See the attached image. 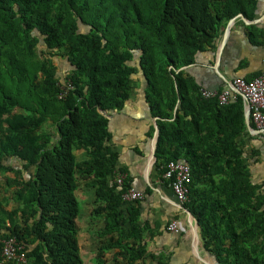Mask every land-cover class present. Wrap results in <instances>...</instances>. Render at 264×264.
Returning <instances> with one entry per match:
<instances>
[{"label":"trees","instance_id":"trees-1","mask_svg":"<svg viewBox=\"0 0 264 264\" xmlns=\"http://www.w3.org/2000/svg\"><path fill=\"white\" fill-rule=\"evenodd\" d=\"M255 11L257 0H0V174H27L0 181V193L13 187L14 201L0 194V237L24 245L25 264H83L75 195L82 181L94 196L95 264H145L140 200L122 199L131 178L116 170L118 153L107 143L108 115L138 88L155 118L158 177L169 185V161L191 167L182 208L197 220L204 247L219 264H264V180L252 183L243 156V99L203 97L184 69L199 53L215 54L231 18ZM246 34L263 44V30L249 25ZM54 56L68 63L62 78ZM18 86L36 95L22 102L12 95ZM250 137L258 159L264 134ZM75 150L86 157L77 160Z\"/></svg>","mask_w":264,"mask_h":264},{"label":"crops","instance_id":"crops-1","mask_svg":"<svg viewBox=\"0 0 264 264\" xmlns=\"http://www.w3.org/2000/svg\"><path fill=\"white\" fill-rule=\"evenodd\" d=\"M229 21L217 41L215 54L209 51L199 53L195 63L184 68L202 88L220 90L227 87L234 76L255 77L263 68L264 36L261 39L263 44L253 45L246 34V27L254 25L264 32V0H257V11L253 19L240 12L231 18L230 23ZM227 27V34L224 36ZM108 117L111 136L107 143L118 153L116 170L124 169L131 178V187L143 191L145 195L139 203L138 219L149 253L145 264H219L214 255L204 247L197 220L182 208L170 186L157 175L154 167L157 128L155 118L151 117L145 102L144 92L139 88L135 89L133 97L125 103L123 109L111 112ZM151 126L154 129L149 135ZM247 131L250 136L256 135L248 129ZM250 136L243 137V156L247 161L252 183L262 182L264 146L260 147L262 155L257 159L250 150L251 145H256ZM74 154L77 160L86 157L84 150H75ZM146 188L149 189L148 193L145 192ZM89 192L93 191L83 181L80 182L75 190L77 200H85ZM124 209L128 214L129 204H125ZM80 220L78 222L77 217L78 244L83 264L89 263L90 259V264H95V223L90 220L85 224L83 217ZM172 220H176L180 226L178 233L167 230V225Z\"/></svg>","mask_w":264,"mask_h":264},{"label":"built area","instance_id":"built-area-1","mask_svg":"<svg viewBox=\"0 0 264 264\" xmlns=\"http://www.w3.org/2000/svg\"><path fill=\"white\" fill-rule=\"evenodd\" d=\"M64 91L59 94V98L64 96ZM200 93L203 97H216L219 104L224 105L236 99L240 95L244 102V107L249 110L250 121L255 128L264 134V65L259 75L246 81L242 77L233 78L229 85L222 90H210L202 88ZM124 174L116 177V183L122 184ZM163 178L169 180V186L177 200L182 206L188 200L189 184L191 182V167L184 161H169L165 167ZM144 192L130 187L122 193V199L126 202L142 200ZM167 230L178 233L180 226L176 220H172L167 225ZM16 262L26 263V251L23 244L14 237H0V264Z\"/></svg>","mask_w":264,"mask_h":264},{"label":"rangeland","instance_id":"rangeland-1","mask_svg":"<svg viewBox=\"0 0 264 264\" xmlns=\"http://www.w3.org/2000/svg\"><path fill=\"white\" fill-rule=\"evenodd\" d=\"M38 50L41 51V54H42L43 57L47 56L46 53H45V48L40 42L38 43ZM51 59H52V61L54 62L55 66H56V69H57L59 77H61V78L64 77V75L69 70V66H68V63L66 62V59L62 58V57H58V56L51 57ZM13 92L14 93L12 95L14 96V98L17 97V99H19L22 102H26V103H27V101H31V98H33V96L36 95L35 94L36 90H34V88L31 91H29L26 86H18L17 89L15 88L13 90ZM12 110L13 111H22V109L17 107V106H13ZM14 166L15 167H22V163L21 162H16L14 164ZM5 175H8L10 177L17 176L19 178L21 176L24 177V178L27 177V174L24 171L20 175H15L13 172H10V173H7V174H0V181L1 182L5 181V178H4ZM0 194L8 198L9 206L14 205V201L12 200V196H13V187L12 186H5L4 185ZM93 197H94L93 196V192H89L86 195L85 200H82V199L79 198L80 202H79L78 222L79 221L81 222V220H82V219L80 220L81 217L84 218L85 224L90 222V213L89 212H90V209H91V204L89 202L90 201L92 202ZM90 262H92L91 259L89 260V263L87 262L86 264H90Z\"/></svg>","mask_w":264,"mask_h":264},{"label":"water","instance_id":"water-1","mask_svg":"<svg viewBox=\"0 0 264 264\" xmlns=\"http://www.w3.org/2000/svg\"><path fill=\"white\" fill-rule=\"evenodd\" d=\"M240 16H242V14H240ZM230 22H231V19H230L229 23ZM227 30H228V27H227V29L224 32V36L227 34ZM244 122H245L246 128L250 132L255 133V134L261 133V131L259 129L251 126V121H250V116H249V110L247 108L244 109Z\"/></svg>","mask_w":264,"mask_h":264}]
</instances>
